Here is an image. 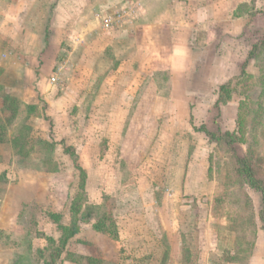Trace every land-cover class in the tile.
<instances>
[{
	"label": "rangeland",
	"instance_id": "rangeland-1",
	"mask_svg": "<svg viewBox=\"0 0 264 264\" xmlns=\"http://www.w3.org/2000/svg\"><path fill=\"white\" fill-rule=\"evenodd\" d=\"M191 2L216 17L188 44L174 32L158 68L106 48L105 72L53 71L38 90L0 45V264L50 261L61 230L48 214L68 224L79 193L89 212L53 264H264L261 193L237 172L250 159L264 187V0ZM103 212L117 239L94 228Z\"/></svg>",
	"mask_w": 264,
	"mask_h": 264
},
{
	"label": "crops",
	"instance_id": "crops-1",
	"mask_svg": "<svg viewBox=\"0 0 264 264\" xmlns=\"http://www.w3.org/2000/svg\"><path fill=\"white\" fill-rule=\"evenodd\" d=\"M132 1L141 3L132 24L113 30L101 28L99 13ZM190 4L191 0H0V45L11 47L5 53L11 68L14 63H25L24 72L17 74L23 78L22 86L38 90L58 67L59 79L66 71L73 73L71 78L76 77L77 70L105 72L109 69L108 57L125 63L124 68L130 61L140 70L158 68L160 62L169 61L174 32L181 38L186 35L188 44L190 38H201L197 30L200 31L201 23L212 21V10L216 17L214 8L191 10ZM38 6L37 16H31ZM184 17L187 21L193 17V24L184 25ZM220 36L216 34V38ZM30 62L40 63L41 68L30 69L26 64ZM83 63L89 67L87 70L82 69Z\"/></svg>",
	"mask_w": 264,
	"mask_h": 264
},
{
	"label": "trees",
	"instance_id": "trees-1",
	"mask_svg": "<svg viewBox=\"0 0 264 264\" xmlns=\"http://www.w3.org/2000/svg\"><path fill=\"white\" fill-rule=\"evenodd\" d=\"M259 47H261L262 50L264 49V37H263V40H262L261 45ZM256 54H257V51L252 50L250 52L249 56H255ZM244 65L245 64L242 65V73H244V71H243ZM219 92H220V100L219 101H224V100L229 99V94L231 92V83L226 82V83L220 85L219 86ZM218 103H216V104H218ZM243 113L244 112H242V114L240 116L241 124L244 120V114ZM241 124L239 126L240 130H242ZM210 136H213V135L211 134ZM234 136H235V134L230 135V137H229L230 141L229 142L234 141V139H236V138L238 139V137H234ZM240 136L241 137L243 136L242 131H241ZM65 151L70 155V157L76 159V156H75V153L73 152V150L66 148ZM78 170H79V177H80L79 187L83 188L84 187V181L86 178V173L80 167L78 168ZM237 172L239 173V175L242 178H244V180L250 186H252V187H254L260 191L261 198H262V206H263L262 213H263V220H264V187L261 185L260 180L256 177V169H255L253 162L248 158L239 159ZM77 195L78 196L75 197L71 203V218H70V221L68 224H64L61 222V218H62L61 214H58V213H49L48 214V216L57 224L58 228L61 230V236L59 239L57 249L55 250L54 254L51 253V260L46 261L43 264H53L56 257L58 255H60L61 249H63L67 245L68 241L78 233L79 222L82 219V217H85V216H83V214H86V211L89 212V206H86V208H83L82 199H81L82 194L79 193ZM93 226L96 230H98L104 234H107L112 239L118 238L117 228H116L114 219H112V217L108 213L103 212L101 214V217H99L97 219V221L94 223ZM48 240L51 241V243L54 242V239H52V238H50Z\"/></svg>",
	"mask_w": 264,
	"mask_h": 264
},
{
	"label": "built area",
	"instance_id": "built-area-1",
	"mask_svg": "<svg viewBox=\"0 0 264 264\" xmlns=\"http://www.w3.org/2000/svg\"><path fill=\"white\" fill-rule=\"evenodd\" d=\"M140 7V2L132 1L122 6L121 8L114 9L110 12L99 13L101 28L104 30H113L118 28L120 29L124 26L132 24L138 15ZM60 70L61 68L58 67L55 70V74L50 77V81L52 83L57 82V80L59 79Z\"/></svg>",
	"mask_w": 264,
	"mask_h": 264
}]
</instances>
